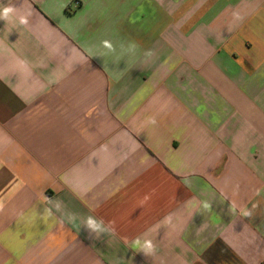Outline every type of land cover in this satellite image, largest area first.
<instances>
[{
  "label": "crops",
  "instance_id": "0c3cea01",
  "mask_svg": "<svg viewBox=\"0 0 264 264\" xmlns=\"http://www.w3.org/2000/svg\"><path fill=\"white\" fill-rule=\"evenodd\" d=\"M6 6L0 264H264V0Z\"/></svg>",
  "mask_w": 264,
  "mask_h": 264
},
{
  "label": "clouds",
  "instance_id": "9594fccd",
  "mask_svg": "<svg viewBox=\"0 0 264 264\" xmlns=\"http://www.w3.org/2000/svg\"><path fill=\"white\" fill-rule=\"evenodd\" d=\"M12 12H13L12 7L6 6L3 9H0V19H5V20L8 19L9 15ZM19 23L22 25H26L28 23V21L25 17H20ZM104 43L107 47L111 48V45L107 41H105ZM149 53H151V52H149ZM150 123L155 124L156 123L155 119L151 118ZM204 207L207 208V207H209V205L207 203H205ZM49 214H51L50 210H49ZM246 215H247V213H246ZM69 220L74 221L75 217L73 216ZM83 226L87 228L90 235L95 234L94 238H96V239H98L100 234L108 232V229L104 227L103 220H97L95 217H92V216H88L85 218ZM112 231L114 232V229H112ZM143 250L146 253H151L154 251V246L152 245V243L150 241H148L145 243Z\"/></svg>",
  "mask_w": 264,
  "mask_h": 264
}]
</instances>
